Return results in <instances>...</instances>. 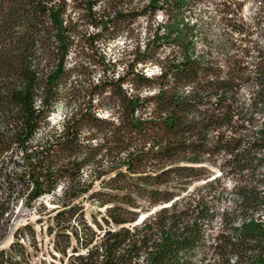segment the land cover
Listing matches in <instances>:
<instances>
[{
  "label": "trees",
  "instance_id": "16d2710c",
  "mask_svg": "<svg viewBox=\"0 0 264 264\" xmlns=\"http://www.w3.org/2000/svg\"><path fill=\"white\" fill-rule=\"evenodd\" d=\"M199 1L0 0V158L17 147L26 166L12 176L0 159V188L32 200L65 183L48 229L57 252L72 246L67 264H264V2L251 24L234 17L235 1L217 5L223 38L204 33L198 51ZM138 17L155 29L121 74L108 75L117 60L101 45ZM148 64L159 72L146 74ZM92 66L104 72L96 83ZM72 99L61 128L33 142L56 105ZM88 193L105 213L75 227L84 216L76 200Z\"/></svg>",
  "mask_w": 264,
  "mask_h": 264
},
{
  "label": "rangeland",
  "instance_id": "374dc122",
  "mask_svg": "<svg viewBox=\"0 0 264 264\" xmlns=\"http://www.w3.org/2000/svg\"><path fill=\"white\" fill-rule=\"evenodd\" d=\"M224 1L227 0H202L199 1V3L194 7V13H192L191 17L193 21L197 20L199 22V26L197 27L198 36L196 40L198 51L204 49V42L201 41V35H203L204 33H206L209 36L210 42L213 41L215 43L217 42V40L223 38V33L226 27L221 21L222 14L216 12V7L217 5H219L220 8H222L223 5H221V3H223ZM233 1L236 2V4H232L231 7L234 10V15L236 14L234 17L251 24L252 21H254L255 18L257 17L260 0H233ZM261 2H264V0H261ZM135 3L136 1H134V4ZM97 9H100V5L97 6ZM82 12L83 10L78 7L74 15H76V17H80L82 15ZM232 15L233 13L229 14L228 17H231ZM156 19L157 21L162 20L161 12H159V16H157ZM155 26L156 25L153 24L152 28H150L151 27L150 22L147 17L128 18L124 24V29L121 32V34L114 41L104 42V44L101 45L103 53L106 55L107 59L117 60L115 72L111 73L109 71L108 75L115 74L117 76V74L119 73L121 74L123 72V68L125 64L128 63V61L132 60L133 58V50L135 48V45L140 44L142 46L144 42L147 40L149 31L151 29L152 30L155 29ZM89 29L93 30V28L90 27ZM255 37H256V33L254 32L253 38L255 39ZM163 51H168V50L165 49ZM222 54L223 52L221 51L218 52L215 50H213L212 53V55L217 58H221ZM74 57H75L74 54L70 55L69 65H71L74 62ZM92 67L94 68L92 71H90L91 80L96 83L98 81L97 79H99L104 72L101 66H92ZM143 70L146 72V74L152 75L159 72V67L156 64H148ZM97 100H98L97 97H95L93 103L98 104ZM75 104H76V100L74 99H72L71 104H68L66 100L60 101L56 105L55 110L48 116L47 118L48 124L47 125L42 124L41 127L35 133L33 137V142L41 140L51 130L60 129L66 111L70 109L71 106L72 107L75 106ZM110 113H111V109H109V106L107 104L104 103L103 105L99 104L97 109V114L99 116L105 118L109 116ZM96 141L97 140L93 141L94 144L96 143ZM8 161L6 162L7 163L6 165L8 167L9 166L11 167V169L15 173V176L17 175L19 176L26 171V166L23 159V153L17 147H14V149L12 150ZM221 172L222 170L220 169V166H215V167L212 166V173L214 176H219ZM81 174L84 180L91 179L92 168L91 167L85 168ZM27 177L28 176H26V178ZM205 182H206L205 180L196 182L194 186L202 185ZM223 185L228 189V191H232L233 180L226 178L223 180ZM64 189H65V183L61 181L58 184L57 188L54 190L55 196L53 198L52 203L50 204L51 206H53L51 210L50 207L48 208L44 203L41 205L42 207L41 209L44 210V213L41 219L38 220L40 222L38 223L32 222V225L29 226L30 228L28 231L29 233H31V235H33L34 237L37 235V233L39 232L38 230L39 225H41L43 233H44L43 224H48V226L55 228L54 216L62 208L61 206L64 199L63 198ZM97 189H100L99 181H95L94 184L93 190H97ZM190 190H192V187L190 188ZM89 193L83 196L82 198L76 200V202L81 203V205L83 206L84 216L76 215L72 219L71 223L75 227H77V225L82 226L85 223L94 226V223L92 222L93 220L92 213H95L98 219H101V213L102 214L105 213L106 206H101L99 201L88 198ZM232 201L233 198L231 196H228L227 198H224L223 203L224 205H229ZM142 204L144 203L142 202ZM166 205L169 204H165V206ZM153 211L154 208L151 211H141L140 217L136 223L141 222L143 220L142 218L152 213ZM104 227L107 226L104 224ZM69 233H70L71 243L72 245H75L74 236L70 231ZM47 234L49 236L52 235L48 227H47ZM15 250L16 252H21L22 249L17 245L15 247ZM55 252L57 254H55L51 250L50 243H48V241L46 240L43 243L41 249H39V247L33 248L32 254L36 257L34 258L36 260L35 264H64L68 261V255H71L73 253V248L72 246H70V248L67 250V255H62L60 252H57L56 250Z\"/></svg>",
  "mask_w": 264,
  "mask_h": 264
},
{
  "label": "built area",
  "instance_id": "2783aa9c",
  "mask_svg": "<svg viewBox=\"0 0 264 264\" xmlns=\"http://www.w3.org/2000/svg\"><path fill=\"white\" fill-rule=\"evenodd\" d=\"M11 152L12 150L5 152L0 159H3L6 163ZM1 164H3V161L0 162ZM8 174L15 176L10 166L8 167ZM54 196L55 192L52 191L29 200L27 197L14 192L8 186L0 188V252H3L5 259L9 258L16 264H35L36 260L34 258L36 257L32 254L33 248L39 247L41 249L46 240L50 243L51 250L57 254L54 249V234L51 236L47 234L48 224L41 223L43 224L44 233L41 225H39V232L35 237L28 231L32 222H40L38 220L41 219L44 213V210L41 209L43 203L48 208L50 207V210L53 208L50 204ZM17 245L21 247V252H16L15 247ZM13 263L10 261L5 262V264ZM64 264H67V262Z\"/></svg>",
  "mask_w": 264,
  "mask_h": 264
},
{
  "label": "water",
  "instance_id": "95a60500",
  "mask_svg": "<svg viewBox=\"0 0 264 264\" xmlns=\"http://www.w3.org/2000/svg\"><path fill=\"white\" fill-rule=\"evenodd\" d=\"M166 206H168V205H166Z\"/></svg>",
  "mask_w": 264,
  "mask_h": 264
},
{
  "label": "bare ground",
  "instance_id": "6f19581e",
  "mask_svg": "<svg viewBox=\"0 0 264 264\" xmlns=\"http://www.w3.org/2000/svg\"><path fill=\"white\" fill-rule=\"evenodd\" d=\"M143 219V218H142Z\"/></svg>",
  "mask_w": 264,
  "mask_h": 264
}]
</instances>
